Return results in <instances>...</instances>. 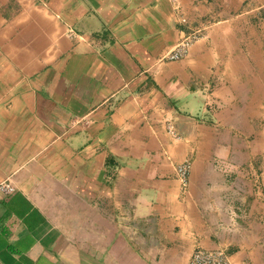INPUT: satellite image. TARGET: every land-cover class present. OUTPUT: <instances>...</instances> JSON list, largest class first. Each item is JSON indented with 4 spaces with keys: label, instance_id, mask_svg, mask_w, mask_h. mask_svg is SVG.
I'll use <instances>...</instances> for the list:
<instances>
[{
    "label": "crops",
    "instance_id": "0c3cea01",
    "mask_svg": "<svg viewBox=\"0 0 264 264\" xmlns=\"http://www.w3.org/2000/svg\"><path fill=\"white\" fill-rule=\"evenodd\" d=\"M5 182L0 264H264V0H0Z\"/></svg>",
    "mask_w": 264,
    "mask_h": 264
},
{
    "label": "built area",
    "instance_id": "2783aa9c",
    "mask_svg": "<svg viewBox=\"0 0 264 264\" xmlns=\"http://www.w3.org/2000/svg\"><path fill=\"white\" fill-rule=\"evenodd\" d=\"M197 39V32L183 37L176 45V47L167 53L168 59H181L187 55L189 46ZM168 131L172 132V127L168 126ZM191 165L189 161H184L176 167V173L182 183L186 184L187 172ZM0 190L4 192H11L14 187L8 183H1ZM232 218L235 214L232 213ZM189 264H227L225 254L221 249L206 250L204 248H195L189 260Z\"/></svg>",
    "mask_w": 264,
    "mask_h": 264
}]
</instances>
